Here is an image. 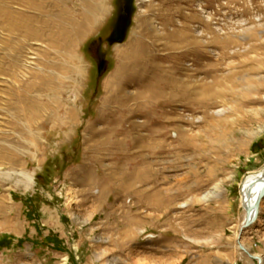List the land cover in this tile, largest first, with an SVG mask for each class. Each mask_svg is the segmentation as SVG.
<instances>
[{
    "label": "rangeland",
    "instance_id": "1",
    "mask_svg": "<svg viewBox=\"0 0 264 264\" xmlns=\"http://www.w3.org/2000/svg\"><path fill=\"white\" fill-rule=\"evenodd\" d=\"M113 7L0 0V264H165L155 254L172 248L174 264H258L238 240L243 183L264 170V0H130L125 38L91 45ZM127 103L139 117L123 129L155 112V213L70 177L95 168L87 134L102 107ZM241 242L264 261V200Z\"/></svg>",
    "mask_w": 264,
    "mask_h": 264
},
{
    "label": "crops",
    "instance_id": "2",
    "mask_svg": "<svg viewBox=\"0 0 264 264\" xmlns=\"http://www.w3.org/2000/svg\"><path fill=\"white\" fill-rule=\"evenodd\" d=\"M131 107L127 103L125 110L128 111L125 114L121 111L110 117L102 107L97 121L89 129L94 131L87 134V143L92 141L95 144L88 149L95 161V168L91 169L90 161H83L75 175L72 171L70 177L82 189L80 193L83 190L85 193L99 190V198L109 197L113 192L111 188L113 190L116 185L124 191L115 193L117 197L127 195L136 198L141 207L147 208V212L155 213V196H158L155 191V112L142 114L143 119L139 124H131L128 129H123L126 123H133L134 118L139 117L134 108L129 111ZM110 125L114 126V131L110 130ZM107 157L109 163H105ZM102 173L104 177L100 175ZM167 251L166 257L155 254V263L174 264L175 250ZM90 255L89 259L93 262L106 259L105 250Z\"/></svg>",
    "mask_w": 264,
    "mask_h": 264
},
{
    "label": "bare ground",
    "instance_id": "3",
    "mask_svg": "<svg viewBox=\"0 0 264 264\" xmlns=\"http://www.w3.org/2000/svg\"><path fill=\"white\" fill-rule=\"evenodd\" d=\"M39 5V4H38ZM41 5V4H40ZM36 6H37V4H36ZM38 7V6H37ZM39 7H41V6H39ZM91 7V6H90ZM95 11V10H94ZM67 22H68V24H70V25H72L73 26V28H74V30H78V27H77V25H73V24H71V21H68V20H66L65 22H64V24H63V26L65 27L66 25H67ZM88 22V21H87ZM73 23V22H72ZM65 29V28H64ZM62 30V37H67V34H68V32L67 31H65V30ZM153 29H155V28H153ZM178 30V29H177ZM180 30V29H179ZM80 31H81V29H80ZM177 32V31H176ZM179 32H181V31H179ZM183 32V31H182ZM174 34V33H173ZM173 34H171V36H173ZM176 36L178 37V39H181V40H183V41H185V39H186V35H184V34H178V33H176ZM175 37V36H174ZM176 37V38H177ZM141 39H143V38H141ZM153 39H155V37L153 38ZM159 40V39H158ZM142 42V41H141ZM146 43V42H145ZM138 44V43H137ZM137 44L136 45H132V47H131V49H133V50H131L130 49V52L131 53H133V52H139V50L141 49V47L139 48V46H137ZM152 45H154V44H152ZM134 53V54H135ZM140 53V52H139ZM135 56H137V55H135ZM139 56V55H138ZM152 56V55H151ZM147 58H149L148 56H147ZM154 59V58H153ZM169 59V58H168ZM146 60V56H145V58L144 59H142V60H140V59H136L134 62L136 63V64H138V63H140V62H144ZM153 62H155V61H153ZM145 63V62H144ZM149 63H152L151 62V60H150V62ZM146 64V63H145ZM148 65V64H147ZM151 65V64H150ZM119 66V65H118ZM146 66V65H145ZM125 67V66H124ZM150 67H152V65L150 66ZM143 70V69H142ZM149 70V69H148ZM148 70H147V72H148ZM124 71H125V69L123 68V67H120L119 68V70H118V72L115 74V76H113L112 77V80L111 81H115L116 79H118V78H124L125 76H123V75H126V72L124 73ZM146 71V70H145ZM154 71H155V69H154ZM137 72V71H136ZM150 73H151V71H150ZM149 73V74H150ZM155 73V72H154ZM146 74H148V73H146ZM152 75V74H151ZM151 75H150V77H151ZM132 76V75H131ZM142 76L144 77V76H146V75H143L142 74ZM141 76V77H142ZM153 76H155V75H153ZM141 77H138V78H141ZM149 76H148V78H150ZM150 79H154V77H152V78H150ZM110 81V80H109ZM24 176H25V178L27 179V181H28V187H30L33 183H34V180H33V176L32 175H28V174H23ZM264 187V170H262V171H259V172H257V173H253V174H251V175H249L247 178H246V180L244 181V183H243V186H242V189H241V192H242V206H243V208H244V210H245V219H246V217H247V209L249 208V207H251L252 205H254L255 204V202L257 201V199H258V197H259V194H260V192H261V190H262V188ZM263 202V201H262ZM262 202H261V204H260V207H259V210H260V208H261V206H262ZM245 221V220H244ZM244 223V222H243ZM243 225V224H242ZM242 227V226H241ZM256 256H258V255H256ZM258 257H260V256H258Z\"/></svg>",
    "mask_w": 264,
    "mask_h": 264
},
{
    "label": "flooded vegetation",
    "instance_id": "4",
    "mask_svg": "<svg viewBox=\"0 0 264 264\" xmlns=\"http://www.w3.org/2000/svg\"><path fill=\"white\" fill-rule=\"evenodd\" d=\"M115 3V8H112V12L114 13V11L116 10V6L117 4L120 5V11H118V13L116 14H112L109 19L107 20V23L105 24V26L102 28H110L109 33L107 34V36L101 37H97L96 39H91L90 44L91 45H97V43H101L104 42L106 43L107 46L112 47L113 45H116L118 43H120L125 36L127 35V31H128V18L130 16V0H119V2H117V0H114ZM90 45V46H91ZM97 64L98 63H104L107 64V61H105V59H103L102 56H100V59L98 57V59L96 60Z\"/></svg>",
    "mask_w": 264,
    "mask_h": 264
},
{
    "label": "water",
    "instance_id": "5",
    "mask_svg": "<svg viewBox=\"0 0 264 264\" xmlns=\"http://www.w3.org/2000/svg\"><path fill=\"white\" fill-rule=\"evenodd\" d=\"M263 200H264V187L262 188L255 204L247 209V217L241 227V232H240L239 240H238L239 249L245 252L251 259L257 261L258 264H263L264 262L263 259L256 255L251 254L249 250L246 248V246L241 242V237L243 233L246 230H248L257 221L259 217V212H260L259 207Z\"/></svg>",
    "mask_w": 264,
    "mask_h": 264
},
{
    "label": "trees",
    "instance_id": "6",
    "mask_svg": "<svg viewBox=\"0 0 264 264\" xmlns=\"http://www.w3.org/2000/svg\"><path fill=\"white\" fill-rule=\"evenodd\" d=\"M6 238L7 237L0 239V248H5V247L11 246L10 242H8Z\"/></svg>",
    "mask_w": 264,
    "mask_h": 264
}]
</instances>
